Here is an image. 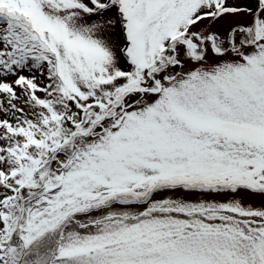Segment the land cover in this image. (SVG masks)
Segmentation results:
<instances>
[{
    "label": "snow or ice",
    "instance_id": "snow-or-ice-1",
    "mask_svg": "<svg viewBox=\"0 0 264 264\" xmlns=\"http://www.w3.org/2000/svg\"><path fill=\"white\" fill-rule=\"evenodd\" d=\"M0 264H264V0H0Z\"/></svg>",
    "mask_w": 264,
    "mask_h": 264
}]
</instances>
